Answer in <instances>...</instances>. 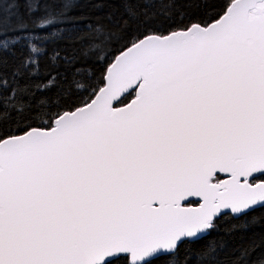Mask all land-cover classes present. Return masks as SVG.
<instances>
[{
    "label": "snow or ice",
    "instance_id": "snow-or-ice-1",
    "mask_svg": "<svg viewBox=\"0 0 264 264\" xmlns=\"http://www.w3.org/2000/svg\"><path fill=\"white\" fill-rule=\"evenodd\" d=\"M126 3L72 36V0H0V264H222L264 209V0Z\"/></svg>",
    "mask_w": 264,
    "mask_h": 264
},
{
    "label": "trees",
    "instance_id": "trees-1",
    "mask_svg": "<svg viewBox=\"0 0 264 264\" xmlns=\"http://www.w3.org/2000/svg\"><path fill=\"white\" fill-rule=\"evenodd\" d=\"M72 4L73 7L69 11L72 20L67 25V31L72 36L89 26L122 23L126 19V9L129 7L126 0H72ZM132 6L140 10L145 7L143 3H136ZM153 7L158 9L160 5L156 4ZM60 27L63 28L65 25ZM56 47L62 51L71 50L69 45L63 42ZM10 70L11 61L4 67L3 71L9 72ZM217 224V230L213 231L207 241L202 243L214 242L218 246H222L220 251L222 264H231L232 259L239 254L240 249L252 244L256 245V251L252 255L253 259L264 252V209L258 208L240 219L223 216L217 221ZM233 225L236 228L229 231Z\"/></svg>",
    "mask_w": 264,
    "mask_h": 264
},
{
    "label": "water",
    "instance_id": "water-1",
    "mask_svg": "<svg viewBox=\"0 0 264 264\" xmlns=\"http://www.w3.org/2000/svg\"><path fill=\"white\" fill-rule=\"evenodd\" d=\"M221 175H224V174H221ZM191 199L196 200V199H198V198H191ZM190 206L195 207V206H197V205H196V204H192V205H190Z\"/></svg>",
    "mask_w": 264,
    "mask_h": 264
}]
</instances>
